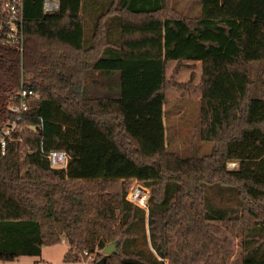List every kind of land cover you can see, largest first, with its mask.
<instances>
[{"label": "trees", "instance_id": "obj_1", "mask_svg": "<svg viewBox=\"0 0 264 264\" xmlns=\"http://www.w3.org/2000/svg\"><path fill=\"white\" fill-rule=\"evenodd\" d=\"M58 1L44 12L24 0L22 53L0 46L6 91L39 93L0 153V260L39 256L65 234L66 263L119 240L105 264H226L221 223L242 238L241 264H264V98L248 73L264 61V0H194V15L173 0ZM187 61H200L195 84L194 72L176 79ZM173 88L200 95L209 154L167 149ZM2 101L4 126L13 113ZM50 150L66 153L65 168L50 166ZM135 181L149 189L146 209L127 199ZM145 218L152 250L131 249L138 224L147 242Z\"/></svg>", "mask_w": 264, "mask_h": 264}, {"label": "rangeland", "instance_id": "obj_2", "mask_svg": "<svg viewBox=\"0 0 264 264\" xmlns=\"http://www.w3.org/2000/svg\"><path fill=\"white\" fill-rule=\"evenodd\" d=\"M172 1V0H171ZM173 0L175 6L184 14L194 15L198 11V4L194 0ZM194 1V2H193ZM188 8V9H187ZM197 10V11H196ZM189 12V13H188ZM189 63V62H187ZM176 65L175 61L169 64L167 69L168 75L171 74L172 68ZM195 71L193 84L198 81V74L200 72V64L187 65L181 68L176 79L180 82H187L190 78L188 70ZM189 71V72H190ZM248 73L250 78L251 95L256 98H264V61H251L248 64ZM166 99L163 102L162 120L165 131V145L168 150L178 154L181 157H188L191 155L203 156L209 154L213 148V142L202 140L199 136L200 128V113H199V94L189 89L181 91L173 88L166 92ZM236 163H229L228 167H236ZM137 192L134 194V199L137 203L144 205L148 201L149 189L143 187L138 182H133L132 189L137 187ZM130 190V189H129ZM142 194V192H144ZM147 193V194H146ZM208 195L213 202L221 207H235V199L223 193L222 196H217L216 191L209 190ZM135 203V202H134ZM136 204V203H135ZM136 204V205H139ZM140 205V206H141ZM222 231L219 236L226 240L227 248L230 255L226 264H241L242 253V238L240 236L231 235L221 223H218ZM141 224H138L134 231L138 234L136 240L130 246L131 249H151L149 236L147 232V219L145 218L144 227L146 231V243L141 235ZM65 241L62 242V241ZM67 249V238L65 234H60L58 242L53 245L42 246V252L39 256H20L12 261H2L0 264H88L100 259L102 256H96V253L87 254L86 251L82 253V260L78 263H66L63 261V256ZM101 255V249L97 251ZM203 261H199L202 264Z\"/></svg>", "mask_w": 264, "mask_h": 264}, {"label": "built area", "instance_id": "obj_3", "mask_svg": "<svg viewBox=\"0 0 264 264\" xmlns=\"http://www.w3.org/2000/svg\"><path fill=\"white\" fill-rule=\"evenodd\" d=\"M42 8L44 12H53L59 9L58 0H43ZM24 0H0V37L11 43L22 53L24 45ZM39 98V93L20 83L19 87L10 94L8 109L13 113V118L5 122L0 134V153L4 154L5 139L11 136L14 131L22 130L20 122L26 118L25 113L29 110L32 102ZM52 168L60 169L66 167L67 156L63 150H50L45 152ZM130 188L127 199L139 204L134 199L137 188ZM147 194V193H146ZM148 198V195H147ZM134 203V204H135ZM135 204V205H136ZM137 205L147 208V201L144 205Z\"/></svg>", "mask_w": 264, "mask_h": 264}, {"label": "flooded vegetation", "instance_id": "obj_4", "mask_svg": "<svg viewBox=\"0 0 264 264\" xmlns=\"http://www.w3.org/2000/svg\"><path fill=\"white\" fill-rule=\"evenodd\" d=\"M0 46L1 47H15L13 44L8 43L5 40H3L1 37H0ZM6 86L7 85L4 82L3 76L0 73V89H2V92L0 94H4V95H1L0 100L2 99L3 100L2 103H4L5 107L8 108L9 96H10L11 92L6 91L7 90V88H5ZM3 123H4V121L0 118V130L3 127Z\"/></svg>", "mask_w": 264, "mask_h": 264}, {"label": "water", "instance_id": "obj_5", "mask_svg": "<svg viewBox=\"0 0 264 264\" xmlns=\"http://www.w3.org/2000/svg\"><path fill=\"white\" fill-rule=\"evenodd\" d=\"M119 242V240H115L113 242L107 243L101 250L103 256L94 262H89L88 264H105L108 255L117 253V246Z\"/></svg>", "mask_w": 264, "mask_h": 264}, {"label": "crops", "instance_id": "obj_6", "mask_svg": "<svg viewBox=\"0 0 264 264\" xmlns=\"http://www.w3.org/2000/svg\"><path fill=\"white\" fill-rule=\"evenodd\" d=\"M100 11V10H99ZM90 24H91V22H90ZM187 62H189V63H187ZM187 62H185V64L186 65H193V64H200V61H187ZM173 69V68H172ZM201 70V69H200ZM190 71V69L188 70V74H190L191 73V71ZM192 72H195V71H192ZM199 74H200V72H199ZM199 74H198V80H199ZM198 82V81H197ZM166 94V93H165ZM199 98H200V95H199ZM165 99H166V97H165ZM164 133H165V131H164ZM62 242H64L65 243V241L63 240ZM67 250V249H66ZM166 264H168V262L166 261Z\"/></svg>", "mask_w": 264, "mask_h": 264}]
</instances>
